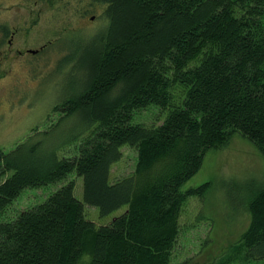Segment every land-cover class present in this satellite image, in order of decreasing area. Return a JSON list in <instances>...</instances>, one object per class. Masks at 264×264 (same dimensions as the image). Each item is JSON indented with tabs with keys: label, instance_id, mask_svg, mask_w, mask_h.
<instances>
[{
	"label": "trees",
	"instance_id": "obj_1",
	"mask_svg": "<svg viewBox=\"0 0 264 264\" xmlns=\"http://www.w3.org/2000/svg\"><path fill=\"white\" fill-rule=\"evenodd\" d=\"M94 2L105 24L81 65L87 79L53 108L84 123L76 153L60 157L39 134L0 149V264H171L185 205L211 186H187L208 153L239 134L264 159V0ZM151 108L159 121H136ZM124 146L136 149L137 170L111 182ZM47 186L58 187L45 201L2 218L24 190ZM86 206L101 217L128 209L97 225ZM247 206L240 241L264 262V182Z\"/></svg>",
	"mask_w": 264,
	"mask_h": 264
},
{
	"label": "rangeland",
	"instance_id": "obj_2",
	"mask_svg": "<svg viewBox=\"0 0 264 264\" xmlns=\"http://www.w3.org/2000/svg\"><path fill=\"white\" fill-rule=\"evenodd\" d=\"M104 24L103 7L94 0H0V149L10 152L39 134L36 141L47 150L55 148L60 157L76 153L72 136L84 123L76 117L62 120L53 108L77 95L78 86L85 83L87 74L81 65ZM14 29L18 31L14 48L46 46L45 50L36 56H6ZM157 114L151 108L136 121L154 123L159 121ZM121 151V159L111 168V182L134 175L138 167L135 148L124 146ZM164 169L160 164L153 172ZM72 179L75 197L83 201V179L75 175ZM206 182L211 186L204 197H191L181 214V236L171 264H264L246 258L240 241L250 224L249 197L264 182V159L258 149L233 134L208 153L203 168L187 186ZM57 187L24 190L2 218L14 219L21 210L45 201ZM127 209L101 217L98 208L86 206L85 214L95 224L105 225ZM89 260L90 256L83 257L84 262Z\"/></svg>",
	"mask_w": 264,
	"mask_h": 264
},
{
	"label": "flooded vegetation",
	"instance_id": "obj_3",
	"mask_svg": "<svg viewBox=\"0 0 264 264\" xmlns=\"http://www.w3.org/2000/svg\"><path fill=\"white\" fill-rule=\"evenodd\" d=\"M17 33H18L17 29H14V31L12 32V34L10 36L11 38H10V40L7 43L8 49H7L6 56L9 55V54L14 55V56H23V57H26V56H29V55L36 56V55L41 54L45 50L46 46L41 47V49H39V50H32V49L26 50V49H24L25 47H23V48H14L13 47L14 46L13 40L15 39Z\"/></svg>",
	"mask_w": 264,
	"mask_h": 264
}]
</instances>
